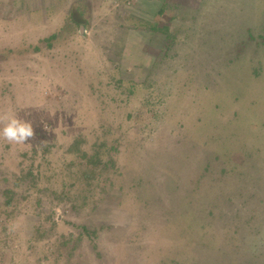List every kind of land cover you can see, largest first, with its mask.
<instances>
[{"label":"rangeland","instance_id":"374dc122","mask_svg":"<svg viewBox=\"0 0 264 264\" xmlns=\"http://www.w3.org/2000/svg\"><path fill=\"white\" fill-rule=\"evenodd\" d=\"M262 20L264 0H0V114L36 133L0 139V264H264Z\"/></svg>","mask_w":264,"mask_h":264},{"label":"clouds","instance_id":"9594fccd","mask_svg":"<svg viewBox=\"0 0 264 264\" xmlns=\"http://www.w3.org/2000/svg\"><path fill=\"white\" fill-rule=\"evenodd\" d=\"M0 139L11 144H24L36 139L32 125L22 121L14 114L7 112L0 114Z\"/></svg>","mask_w":264,"mask_h":264},{"label":"trees","instance_id":"16d2710c","mask_svg":"<svg viewBox=\"0 0 264 264\" xmlns=\"http://www.w3.org/2000/svg\"><path fill=\"white\" fill-rule=\"evenodd\" d=\"M260 11H263V10H260ZM253 19H254V17H252L249 21L250 22H252L253 21ZM255 26H257L258 24H259V21H257L256 20V17H255ZM261 22V21H260ZM262 25L264 26V20H262ZM76 24V21H75V19L70 15L68 18H66V20H65V22H64V30L65 31H70V30H72V27H73V25H75ZM262 26V27H263ZM245 32H246V35H247V37L249 38V39H252V38H254V36L252 35V28L250 27V26H248V24L245 26ZM55 33V32H54ZM61 33V32H60ZM56 37V35L55 34H53L52 33V35L51 36H46L44 39H42V40H44V42L47 40V39H54ZM246 45V40L245 41H241V45H240V47H241V50L240 51H242L243 49H244V46ZM239 47V48H240ZM11 50H13V49H11V48H0V58H1V56L5 53L4 51H7V52H9V51H11ZM77 150L79 149V147H77L76 148ZM233 255V253L232 252H230L227 256V261H225L224 263H219V262H222L220 259H213V260H210V262L212 263V264H233V259L231 258V262H230V260H229V258L230 257H234V256H232ZM206 261H207V263H206ZM206 261H203L201 264H211V263H209L208 262V260H206ZM243 264H245V263H243Z\"/></svg>","mask_w":264,"mask_h":264}]
</instances>
